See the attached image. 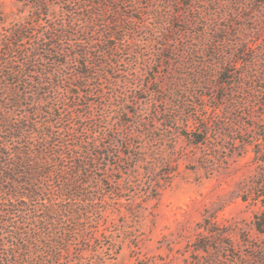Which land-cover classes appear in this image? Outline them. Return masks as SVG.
Returning <instances> with one entry per match:
<instances>
[{
	"label": "rangeland",
	"instance_id": "1",
	"mask_svg": "<svg viewBox=\"0 0 264 264\" xmlns=\"http://www.w3.org/2000/svg\"><path fill=\"white\" fill-rule=\"evenodd\" d=\"M0 120V264H264V0H0Z\"/></svg>",
	"mask_w": 264,
	"mask_h": 264
},
{
	"label": "trees",
	"instance_id": "2",
	"mask_svg": "<svg viewBox=\"0 0 264 264\" xmlns=\"http://www.w3.org/2000/svg\"><path fill=\"white\" fill-rule=\"evenodd\" d=\"M1 122V120H0ZM27 157H23L25 159ZM28 159V158H27ZM24 161V160H22ZM28 171L27 174L29 176H33V179H41L45 177L46 175H49L50 169H47L46 163H42V165H38L36 161L29 160L26 163ZM49 165V164H48ZM10 171V170H9ZM23 172V173H25ZM15 173L12 171V175L14 177L9 178L12 182H16L18 185H29L28 181H24V184L22 182L17 181V175H14ZM17 174V173H16ZM6 177V176H5ZM66 183L60 187V191L62 192V195H69V190L73 187V179L72 176H68L66 178ZM64 182V181H63ZM41 187H38L40 189ZM32 190V189H31ZM34 190V189H33ZM32 190V192H33ZM41 190V189H40ZM65 192V193H63ZM23 198H29V196L24 195L21 196ZM51 214V213H50ZM64 217H73L74 213H64L62 214ZM50 216H44L41 217L42 221L44 222L45 225L48 227L44 228L42 231L39 227L33 226L34 228H28L26 229L27 231H31L30 234L33 233L35 240L39 242L40 250L37 251L40 257L36 255L35 261L29 264H54L55 260H58L60 256V252L66 250V245L70 243V239L67 237V229L62 228L64 232L61 231V225L60 223L54 219V218H49ZM25 228V227H24ZM24 229H17L15 231V236H19L21 234H25L26 232L23 231ZM42 231V232H41ZM51 234V235H49ZM44 235H46L44 237ZM19 247H16V250H18ZM15 252V251H14ZM11 254L14 255L13 252ZM47 258L50 259V262L47 261ZM49 262V263H48ZM8 264H18V263H12L8 261Z\"/></svg>",
	"mask_w": 264,
	"mask_h": 264
}]
</instances>
